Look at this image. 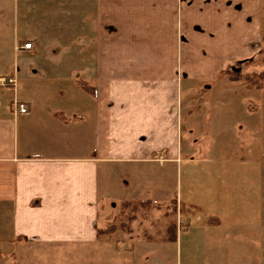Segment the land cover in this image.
Listing matches in <instances>:
<instances>
[{
	"label": "crops",
	"instance_id": "0c3cea01",
	"mask_svg": "<svg viewBox=\"0 0 264 264\" xmlns=\"http://www.w3.org/2000/svg\"><path fill=\"white\" fill-rule=\"evenodd\" d=\"M0 22L12 23L0 42L14 41L0 43V77L16 81L0 88V254L13 262L28 247L98 245L103 216L107 228L113 214L167 194L192 162L201 115L220 101L214 84L264 52V0H0ZM194 86L205 105L189 127ZM255 99L242 141L251 167L192 170L201 227L229 224V245L241 239L251 257L264 247V95ZM239 211L245 221L232 219ZM169 230L164 240L177 241ZM135 238L105 232V256Z\"/></svg>",
	"mask_w": 264,
	"mask_h": 264
},
{
	"label": "rangeland",
	"instance_id": "374dc122",
	"mask_svg": "<svg viewBox=\"0 0 264 264\" xmlns=\"http://www.w3.org/2000/svg\"><path fill=\"white\" fill-rule=\"evenodd\" d=\"M7 24H10L12 29V23L0 22V31L6 36H8ZM0 43H3V48L14 45V41L7 37ZM247 69L246 73L252 76L260 74L264 76L262 56ZM214 87V96L220 101L215 107L205 108L209 110L208 116L205 114L204 117L201 115L203 118L200 117L204 134L193 130L195 135L190 137V142L193 140L194 145L187 151L188 156L185 154L187 156L185 158L192 162L182 165V175L178 179L175 177L174 184L168 191V193L172 192L171 195L170 193L161 194L159 196H163L162 198L149 202L145 200L136 203L135 207H127L122 212L113 214L106 223L107 228H105V216H103L101 231L110 229L111 237L115 242L131 237L138 238V241L126 240L125 244L121 241L118 248L117 245L115 246L116 257H108L105 256V233H103L99 238L100 244L92 247L46 246L39 249L28 247L24 258H15L13 262L12 258H7L5 253H1L0 262L2 264H264V247H254V250L259 251H254V257H251L246 253V246L241 239L235 240L237 245H229V236L225 235L229 231L227 229L229 224L224 223L222 228L201 227L205 214H201L198 209V182L197 176L192 177V170H195L197 174L199 164L214 165V161L218 160L225 161L222 163V165L226 164L225 166L235 165L234 167H237L239 171L247 168L248 163L246 164L245 161L251 155L242 144V141L245 143L247 113L258 109L255 98L258 95H264V87H254L253 84L243 79L235 80L230 75H223ZM199 93L205 92L200 87H191V98L194 100L188 106L189 127L197 123L198 111L205 105L197 101ZM201 138L205 140L199 145L198 140ZM237 143L238 147L235 148ZM187 167L190 168V174L186 172ZM180 172L181 168L179 174ZM192 192L194 201L186 202L185 199H188L186 195ZM235 218L237 222L245 221V213L239 211L232 217L233 220ZM224 221H230L227 214ZM173 223L177 224V241H166L164 238L170 237L169 228ZM146 237H153L150 241L154 244L139 241V239L145 240ZM166 242L168 244H165ZM0 249L4 252L5 247L1 246ZM105 257H108L109 261Z\"/></svg>",
	"mask_w": 264,
	"mask_h": 264
},
{
	"label": "built area",
	"instance_id": "2783aa9c",
	"mask_svg": "<svg viewBox=\"0 0 264 264\" xmlns=\"http://www.w3.org/2000/svg\"><path fill=\"white\" fill-rule=\"evenodd\" d=\"M23 49L26 50H31L33 49V44L32 43H24L21 45ZM16 85V81L14 78L11 77H0V88H8ZM15 110L17 113L26 115L29 113V107L27 103L24 102H19L15 104Z\"/></svg>",
	"mask_w": 264,
	"mask_h": 264
},
{
	"label": "trees",
	"instance_id": "16d2710c",
	"mask_svg": "<svg viewBox=\"0 0 264 264\" xmlns=\"http://www.w3.org/2000/svg\"><path fill=\"white\" fill-rule=\"evenodd\" d=\"M262 60L264 61V52L262 54ZM231 76H233V78L235 80L236 79H238V80L239 79L240 80L243 79L244 81L253 84L254 87H257V88H263L264 87V85H263L264 76L262 74L256 75V76L255 75L252 76L249 73H244V74H233ZM173 227L176 229L177 224L176 223L171 224V228H173ZM108 231L110 232L111 230L110 229L105 230V232H108ZM105 232L100 230L99 231V236H101Z\"/></svg>",
	"mask_w": 264,
	"mask_h": 264
}]
</instances>
